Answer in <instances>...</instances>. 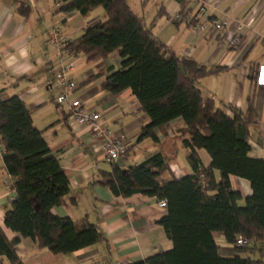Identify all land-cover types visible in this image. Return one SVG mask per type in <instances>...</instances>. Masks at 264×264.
I'll return each instance as SVG.
<instances>
[{"label":"trees","instance_id":"trees-1","mask_svg":"<svg viewBox=\"0 0 264 264\" xmlns=\"http://www.w3.org/2000/svg\"><path fill=\"white\" fill-rule=\"evenodd\" d=\"M12 1L20 14H29L30 7L23 0ZM55 1L62 12L77 10L83 16L104 8L103 20L87 27L61 50L87 55L90 61L120 54L121 69L107 77L105 88L112 95L130 89L149 117L138 143L147 139L159 142L158 131L166 135V125L177 119L183 120L186 133H190L183 135L182 142L191 174L166 178L170 164L162 152H156L127 168L112 163V171L103 172L95 182L116 196L143 194L167 202V214L159 224L173 247L129 264H264V247H259L264 242V157L250 156L252 107L247 117L230 104L219 107L213 98L204 97L196 84L225 67L208 68L177 55L156 38L153 25L135 12L128 0ZM177 1L180 18L173 21L182 23L192 0ZM0 146L5 150L4 166L14 180L10 189L16 194L4 225L18 235L9 239L0 225V264H24L17 251L21 239H31L55 255H69L106 240L88 218L79 221L53 213L70 194V179L44 130L35 125L33 110L19 95L4 90L0 91ZM201 149L211 157L208 167L198 154ZM231 176L250 181L252 193L244 196L235 189ZM216 232L234 246L233 256L221 254ZM240 237L250 244L236 246Z\"/></svg>","mask_w":264,"mask_h":264},{"label":"crops","instance_id":"crops-1","mask_svg":"<svg viewBox=\"0 0 264 264\" xmlns=\"http://www.w3.org/2000/svg\"><path fill=\"white\" fill-rule=\"evenodd\" d=\"M23 2L30 7L27 16L17 11L18 6L12 0H0V91L19 95L33 110L35 125L44 130L52 152L70 179L71 192L52 209L53 213L79 221L88 218L106 237L103 242L69 255H55L39 248L31 239H21L17 251L24 264H129L171 249L173 243L159 224L167 210L156 197L116 196L108 187L95 183L113 167L105 158L104 138L96 137L84 125L70 123L68 107L56 101L60 92L56 74L63 66L72 64L68 75L78 84L72 97L101 113L103 123L126 139L130 151L116 163L123 168L162 152L170 164L166 178L191 174L182 142L183 135L188 134L183 120L168 123L166 135L158 131L159 142L147 139L138 143V135L150 122L149 117L130 89L112 95L105 88L107 77L121 69L120 54L114 52L105 59L90 61L87 55H69L61 50L62 46L49 43L54 28H59L69 40L80 37L87 27L105 18L104 8L98 7L83 16L77 10L62 12L55 0ZM128 2L153 25L156 38L177 55L193 58L208 68L225 67L199 80L203 84L202 94L213 98L219 107L234 106L244 117L252 107L250 156L264 157V0H192L187 16L194 20L191 25L173 21L181 9L177 0ZM209 19L225 21L227 26L217 33L196 30V23ZM76 20L83 21V25L74 28ZM235 36L241 37L239 46L231 43ZM166 145L170 147L168 151L164 149ZM4 152L0 146V225L8 238L14 239L18 235L4 225L5 214L16 196L10 189L14 180L4 166ZM198 154L203 165L210 166L209 153L201 149ZM215 175L219 178V171ZM231 181L244 196L252 193L247 179L231 176ZM214 237L223 256L236 253L222 233L216 232Z\"/></svg>","mask_w":264,"mask_h":264},{"label":"built area","instance_id":"built-area-1","mask_svg":"<svg viewBox=\"0 0 264 264\" xmlns=\"http://www.w3.org/2000/svg\"><path fill=\"white\" fill-rule=\"evenodd\" d=\"M204 11V7H201ZM180 18L179 15L175 16ZM185 23H190L192 18L186 17L182 19ZM227 26V22L218 19H209L195 24L197 31L202 33H217ZM69 42L67 37L61 33L59 28L52 29L49 37L51 45L63 46ZM242 40L241 37L235 36L231 39L233 46H239ZM73 68V65L63 66L56 74V82L60 88V92L56 98L61 105H66L69 111L70 123L75 125H84L93 132L96 137L104 138V151L106 161L110 164L117 163L118 160L127 152L129 145L124 137L116 134L108 125L103 123L101 113L86 108L83 102L72 97L73 92L78 87V84L69 75L68 71ZM159 205L166 208V200H160ZM250 241L244 237L237 240L236 246L249 245Z\"/></svg>","mask_w":264,"mask_h":264},{"label":"rangeland","instance_id":"rangeland-1","mask_svg":"<svg viewBox=\"0 0 264 264\" xmlns=\"http://www.w3.org/2000/svg\"><path fill=\"white\" fill-rule=\"evenodd\" d=\"M131 4H132V2H131ZM135 5V4H134ZM133 7H135V6H133ZM101 8V10H103L102 8L103 7H100ZM99 10V9H98ZM90 18H87L86 20H89ZM83 23V21L82 22H80V23H78V21L76 20V25H73L72 24V26L74 27V28H78L79 27V25H83L82 24ZM198 86H200L199 88H201V87H203V84L201 83V82H199V81H197V83H196ZM205 93H206V95H207V92L205 91ZM184 128H185V131H188V128L184 125ZM190 135V133L188 132V134H187V136H189ZM258 142V141H257ZM170 147H168L167 145L166 146H164V149H165V151H168V149H169ZM168 156H166V159H168L167 158ZM180 159H181V161H184L185 162V158L184 157H182V156H180L179 157ZM221 239H223V238H221ZM223 241H224V239H223ZM259 247H264V242H262V243H259Z\"/></svg>","mask_w":264,"mask_h":264}]
</instances>
